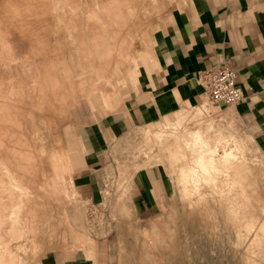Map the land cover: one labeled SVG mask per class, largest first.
Wrapping results in <instances>:
<instances>
[{
    "label": "rangeland",
    "instance_id": "rangeland-1",
    "mask_svg": "<svg viewBox=\"0 0 264 264\" xmlns=\"http://www.w3.org/2000/svg\"><path fill=\"white\" fill-rule=\"evenodd\" d=\"M118 1L123 15L114 13L115 0H0V264H40L45 253L70 248L90 258L106 253L107 264H264V147L231 106L217 108L205 98L155 126L136 127L109 154L103 209L94 212L79 195L78 132L122 104L173 3ZM95 35L106 53L93 44ZM195 131L216 147L214 167L206 177L191 164L196 175L182 185L178 169L199 149ZM151 165L166 177L168 195L146 215L128 203L135 202L130 183L138 169ZM72 203H84L70 209L83 217L81 227L68 221Z\"/></svg>",
    "mask_w": 264,
    "mask_h": 264
},
{
    "label": "crops",
    "instance_id": "crops-1",
    "mask_svg": "<svg viewBox=\"0 0 264 264\" xmlns=\"http://www.w3.org/2000/svg\"><path fill=\"white\" fill-rule=\"evenodd\" d=\"M145 54L122 104L78 132L74 180L94 212L103 209L101 180L109 154L136 127L155 126L179 110L200 105L206 98L198 78L204 69L227 66L236 71L242 97L231 107L264 147V0H173ZM158 168H139L130 183L135 202L128 205L135 212L152 215L165 202L168 184ZM83 205H69L71 225L85 223L70 210ZM104 254L102 258L97 250L90 258L87 250L58 249L45 253L40 264H107Z\"/></svg>",
    "mask_w": 264,
    "mask_h": 264
},
{
    "label": "bare ground",
    "instance_id": "bare-ground-1",
    "mask_svg": "<svg viewBox=\"0 0 264 264\" xmlns=\"http://www.w3.org/2000/svg\"><path fill=\"white\" fill-rule=\"evenodd\" d=\"M114 13L115 12H117V15L119 14H121V15H123L124 13H123V11L124 10H122L123 9V6L120 4V2L118 1V0H115V2H114ZM111 8H108L107 9V11L109 12H111ZM112 13V12H111ZM87 14H89V13H87ZM132 20V19H131ZM137 27V26H136ZM135 28V27H134ZM12 40H13V38H12ZM91 40H92V42H93V44H96V45H99L98 47V50H99V52H101V51H103V52H105L106 53V51H105V49H103V48H101V46L103 45L102 43V40H101V38L99 37V36H93L92 38H91ZM14 42H16V41H14ZM134 43H135V40L133 41ZM125 44H127L125 41H123V49L125 50V48H124V45ZM136 44V43H135ZM134 44V45H135ZM17 45V44H16ZM95 45V46H96ZM131 45V44H130ZM18 47V46H17ZM136 47V46H135ZM19 49V48H18ZM101 50V51H100ZM13 52V51H12ZM14 53V52H13ZM121 55V54H120ZM111 57H112V55H111ZM122 57V56H121ZM52 59V58H51ZM126 59V58H125ZM124 59V60H125ZM131 59V58H130ZM20 61V60H19ZM32 61V60H31ZM31 61H29V62H31ZM134 61H135V59H134ZM21 62V61H20ZM35 62V61H34ZM22 63V62H21ZM23 65H25V64H23ZM22 65V66H23ZM31 65V64H30ZM32 66V65H31ZM135 66V65H134ZM133 66V67H134ZM15 67V66H14ZM34 70H36V69H34ZM11 71V70H10ZM120 72V71H119ZM31 73V72H30ZM19 74V73H18ZM36 74H37V72H36ZM24 75V74H23ZM35 76V75H34ZM33 76V77H34ZM29 78V77H28ZM21 79V78H20ZM120 79H121V77H120ZM33 81H34V79H32ZM123 80V79H122ZM121 80V81H122ZM97 81V80H96ZM27 82V81H26ZM116 82V81H115ZM28 83V82H27ZM34 83V82H33ZM10 84H12V83H10ZM26 85V84H25ZM108 85H109V83H108ZM14 87V86H13ZM25 88V87H24ZM26 89V88H25ZM93 90H95V89H93ZM28 92V91H27ZM100 92V91H99ZM27 94V93H26ZM34 94V93H33ZM102 95V94H101ZM17 96V95H16ZM1 97V96H0ZM27 97V96H26ZM27 98H29V97H27ZM35 98V97H34ZM102 99H103V96L101 97ZM3 100V99H2ZM6 100V99H5ZM33 101V100H32ZM34 102V101H33ZM16 104V103H15ZM31 104H32V102H31ZM5 105V104H4ZM8 105V104H7ZM6 105V106H7ZM18 106V105H17ZM14 108V107H13ZM15 108H17V107H15ZM24 108V107H23ZM0 110H2V109H0ZM8 110H10V108L8 109ZM30 111V110H29ZM2 112V111H1ZM7 112V111H6ZM17 112V111H16ZM15 114V113H14ZM12 115V114H11ZM21 116V115H20ZM227 116V115H226ZM225 116V117H226ZM14 117V116H13ZM16 120V119H15ZM20 120V119H19ZM24 120V119H23ZM3 122H4V120H3ZM20 122H21V120H20ZM2 124V123H1ZM21 124V123H20ZM23 124H24V121H23ZM49 126V125H48ZM2 128V127H1ZM8 129V128H7ZM19 132V131H18ZM8 133V132H7ZM13 133V132H12ZM15 133V132H14ZM8 136V135H7ZM6 137V136H5ZM192 143H196V144H199L198 146H199V149H196V151H194V154H190V161L187 159V162H185L184 164H183V162L181 163L182 165H181V167L178 169L179 170V173H178V181L180 182V183H182V185H183V183H184V181L188 178V177H190L191 175H192V172L193 171H195V170H193V169H195V165H196V167L198 166L199 167V169L198 168H196L198 171L200 170V171H202L204 174H205V176L206 177H209L211 174H210V170H211V168L212 167H214V156H213V153H214V148H216V147H214V146H212V145H209L208 143H206V141H204V139H203V137H202V135L200 134V132L199 131H195L194 133H193V135H192ZM4 139V138H3ZM2 141H4V140H2ZM27 141V140H26ZM16 142V141H15ZM19 142V141H18ZM17 142V143H18ZM182 142H187V141H185V140H183ZM12 143V142H11ZM26 143V142H25ZM27 143H28V141H27ZM188 143V142H187ZM174 145V144H173ZM214 145V144H213ZM5 146V145H4ZM176 147H178V146H176ZM190 147V146H189ZM224 148V147H223ZM9 149V148H8ZM21 149V148H20ZM30 149V148H29ZM230 149V148H229ZM4 150V149H3ZM23 150V149H22ZM190 150H192L193 151V147L191 146L190 147ZM10 151H11V149H10ZM15 151V150H14ZM17 151H18V149H17ZM23 152V151H22ZM22 152H21V154H22ZM216 153V152H215ZM222 153H224V155H227V154H230L231 153V151H229V152H227V150H226V152H222ZM25 154V153H24ZM30 154V153H29ZM192 155V156H191ZM218 155V154H217ZM222 155V154H221ZM221 155H220V157H221ZM223 155V156H224ZM234 155V154H233ZM232 155V156H233ZM18 156V155H17ZM25 156V155H24ZM30 156V155H29ZM231 156V157H232ZM12 157L14 158L15 157V155H12ZM216 157V156H215ZM234 157V156H233ZM189 158V157H188ZM8 159V158H7ZM15 159V158H14ZM185 159V158H184ZM217 159V158H216ZM215 159V160H216ZM223 159H224V157H223ZM19 161V160H18ZM186 161V160H185ZM190 163H189V162ZM232 161V160H231ZM225 163V162H224ZM223 163V164H224ZM238 163V162H237ZM237 163H235V164H237ZM239 163H241L240 161H239ZM22 164V163H21ZM191 164L192 165H194V166H191ZM233 164V163H232ZM242 164V163H241ZM216 165H217V162H216ZM20 166V165H19ZM230 166H232V165H230ZM239 166V165H238ZM65 167V166H64ZM236 167V166H235ZM233 168V170L230 168V170H232V171H234V167H232ZM67 169V168H66ZM229 169V168H228ZM239 169L241 170V168H240V166H239ZM26 170V169H25ZM37 170V169H36ZM235 170H237L238 171V168L237 169H235ZM198 171H196V172H198ZM198 172V173H200V176H202V172ZM216 171H218V170H216ZM226 171V170H225ZM240 172H242V170L240 171ZM239 172V173H240ZM1 173V172H0ZM17 173V172H16ZM195 172H193V174H194ZM217 173V172H216ZM243 173V172H242ZM204 174H203V176H204ZM225 174L226 173H223V176H225ZM231 174V173H230ZM236 174V173H235ZM196 175V173L193 175V176H195ZM198 175V174H197ZM220 175V174H219ZM222 175V174H221ZM228 175V174H227ZM237 175V174H236ZM235 175V176H236ZM242 175V174H241ZM22 176H24V175H22ZM199 176V175H198ZM255 176V175H254ZM8 177V176H7ZM26 177V176H25ZM192 177V176H191ZM232 177V176H231ZM196 178V177H195ZM198 178V177H197ZM196 178V179H197ZM201 178V177H200ZM216 178V177H215ZM221 178V177H220ZM225 178H227V177H225ZM242 178V177H241ZM240 178V179H241ZM249 178V177H248ZM191 179V178H190ZM194 179V178H193ZM202 179V178H201ZM200 179V180H201ZM224 179V178H223ZM232 179V178H231ZM19 180V179H18ZM189 180V179H188ZM192 180V179H191ZM217 180H219V179H216V181ZM222 180V179H221ZM220 180V181H221ZM234 180H236V179H234ZM242 180V179H241ZM252 180V179H251ZM32 181V180H31ZM190 181V180H189ZM197 181H199V180H197ZM196 181V182H197ZM202 181V182H201ZM200 181V183H203V180H201ZM211 182H212V180H210ZM222 181H224V180H222ZM191 182H193V181H191ZM195 182V181H194ZM210 182V183H211ZM214 182V181H213ZM226 182V181H225ZM197 183H199V182H197ZM219 184L221 183V182H218ZM233 183H234V181H233ZM237 183V182H236ZM235 183V184H236ZM238 183H239V180H238ZM28 184V183H27ZM35 184V183H34ZM189 184H191V183H189ZM188 184V185H189ZM214 184V183H213ZM231 184V183H230ZM39 185V184H38ZM195 184H193L192 186H194ZM198 185V184H197ZM204 185V184H203ZM216 185H218V184H216ZM220 185H222V183L220 184ZM220 185H218V186H220ZM224 185V184H223ZM222 185V186H223ZM227 185H229V184H227ZM244 185V184H243ZM254 185V184H253ZM201 186H202V184H201ZM205 186V185H204ZM215 185H213L212 187H214ZM206 187H207V185H206ZM215 187H217V186H215ZM244 187H245V185H244ZM195 188H197V187H195ZM198 188H199V186H198ZM205 188V187H204ZM210 188H211V186H210ZM209 188V189H210ZM219 188V187H218ZM229 188V187H228ZM235 188V187H234ZM241 188H243V187H241ZM246 188V187H245ZM244 188V189H245ZM249 188V187H248ZM247 188V189H248ZM215 190H216V188H214ZM226 189H227V187H226ZM243 189V190H244ZM212 190V189H211ZM211 190H209V191H211ZM219 190V189H218ZM220 190H221V187H220ZM194 191H195V189H194ZM197 191V190H196ZM185 192V191H184ZM213 192V191H212ZM242 192V191H241ZM254 192V191H253ZM258 192V191H257ZM215 193V192H214ZM238 193V192H237ZM236 193V194H237ZM240 193V192H239ZM181 194H182V192H181ZM199 194V193H198ZM198 194H196L197 196H198ZM202 194H204L203 192H202ZM206 194V193H205ZM207 194H208V192H207ZM211 194V193H210ZM213 194V193H212ZM218 194V193H217ZM220 194V193H219ZM243 194V193H242ZM209 195V194H208ZM260 195V194H259ZM200 196H201V193H200ZM199 196V197H200ZM204 196V195H203ZM203 196H202V198H203ZM218 196V195H217ZM228 196V195H227ZM207 197V196H206ZM224 197V196H223ZM39 198V197H38ZM208 198V197H207ZM219 198V197H218ZM218 198H216V200H218ZM261 198V197H260ZM192 199V198H191ZM220 199H221V197H220ZM239 199V197L237 198V200ZM253 199V198H252ZM258 199V198H257ZM190 200V199H189ZM195 200V199H194ZM203 200H204V198H203ZM213 200H214V198H213ZM233 200V199H232ZM227 201V200H226ZM241 201V200H240ZM211 202V201H210ZM216 202V201H215ZM219 202V201H218ZM222 202H224V201H222ZM229 202H230V200H229ZM235 202V201H234ZM242 202V201H241ZM245 203H248V202H246V201H244ZM255 202H257V201H255ZM260 202V201H259ZM186 203H188V202H186ZM190 203V202H189ZM188 203V204H189ZM193 203V202H192ZM195 203V202H194ZM193 203V204H194ZM212 203V202H211ZM233 203V202H232ZM8 204V203H7ZM10 204V203H9ZM63 204V203H62ZM187 204V205H188ZM258 204V203H257ZM262 204H264V203H262ZM1 205V204H0ZM186 205V206H187ZM205 205V204H204ZM207 205V204H206ZM209 205V204H208ZM215 205V204H214ZM219 205V204H218ZM217 205V206H218ZM226 205V204H225ZM230 205V204H229ZM239 205V204H238ZM195 206V205H194ZM221 206V205H220ZM250 206V205H249ZM248 206V207H249ZM23 207V206H22ZM207 207V206H206ZM232 207V206H231ZM4 208V207H3ZM15 208V207H14ZM208 208H210V207H208ZM230 208V207H229ZM245 208H246V205H245ZM1 209V208H0ZM6 209H8V208H6ZM195 209V208H194ZM193 209V210H194ZM211 209V208H210ZM213 209V208H212ZM263 209V208H262ZM2 210V209H1ZM4 210V209H3ZM230 210H231V208H230ZM248 210V209H247ZM7 211V210H6ZM5 211V212H6ZM12 211V210H11ZM196 211V210H195ZM214 211V210H213ZM225 211V210H224ZM264 211V210H263ZM4 212V213H5ZM7 212H9V211H7ZM211 212H212V210H211ZM217 212H218V210H217ZM260 212H261V209H260ZM242 213V212H241ZM216 214V213H215ZM226 214V213H225ZM224 214V215H225ZM235 214V213H234ZM9 215V214H8ZM11 215V214H10ZM212 216L214 215V214H211ZM3 217H4V215H2ZM39 216V215H38ZM211 216V217H212ZM249 216V215H248ZM0 217H1V215H0ZM214 217V216H213ZM227 218L228 217H230V216H228V214H227V216H226ZM220 218V217H219ZM7 219V218H6ZM233 219V218H232ZM237 219H238V217H237ZM246 219V218H245ZM4 220H5V218H4ZM226 220V219H225ZM231 220V219H230ZM230 220H229V223H230ZM235 220V219H234ZM0 221H1V219H0ZM191 221V220H190ZM196 221V220H195ZM216 221V220H215ZM251 221V220H250ZM7 223V222H6ZM152 226L154 227V222L152 221ZM260 223V222H259ZM1 224V223H0ZM251 224V223H250ZM253 225V224H252ZM214 226V225H213ZM224 226V225H223ZM244 226H246L245 225V223H244ZM17 227V226H16ZM192 227V229H193V231H195V233H196V229H195V227L192 225L191 226ZM216 226H214V228H215ZM218 227V226H217ZM236 227V226H235ZM240 227V225L238 226V228ZM242 227H243V225H242ZM251 227V226H250ZM13 228V227H12ZM157 228V227H156ZM11 229V228H10ZM16 229V228H15ZM203 229V228H202ZM216 229V228H215ZM214 229V230H215ZM262 229V228H261ZM4 230V229H3ZM6 230H8V228H6ZM18 230V229H17ZM156 230H158V229H156ZM155 230V231H156ZM227 230V229H226ZM225 230V231H226ZM205 231V230H204ZM218 231V230H217ZM216 231V232H217ZM263 231H264V229H263ZM9 232H11V230L9 231ZM228 232V231H227ZM244 232H245V230H244ZM247 232V231H246ZM13 233V232H12ZM229 233V232H228ZM263 233V232H262ZM9 234V233H8ZM162 234V233H161ZM201 234V233H200ZM218 233H214V237H215V235H217ZM219 235V234H218ZM218 235L216 236L217 238H218ZM3 236V235H2ZM5 236H6V234H5ZM165 236V235H164ZM201 236H202V234H201ZM17 237V236H16ZM167 237V236H166ZM216 237H215V239H216ZM9 238V237H8ZM219 238H221V240H222V237H220V235H219ZM226 239H228L227 237H225ZM208 239V238H207ZM239 239V238H238ZM219 240V239H218ZM227 241V240H226ZM5 242V241H4ZM9 242V241H8ZM166 242V241H165ZM205 242V241H204ZM240 242V241H239ZM193 243V242H192ZM212 243V242H211ZM220 243H222V242H220ZM6 245V244H5ZM38 246V245H37ZM222 246H223V244H222ZM195 247V246H194ZM212 247V246H211ZM212 249V248H211ZM6 250V249H5ZM120 250V249H119ZM197 251V250H196ZM208 251L211 253L212 251L211 250H209V247H208ZM220 251H221V249H220ZM222 252V251H221ZM7 253V252H6ZM171 253V252H170ZM213 253V252H212ZM7 254H9V253H7ZM196 254H197V252H196ZM2 255V254H1ZM5 255V254H4ZM170 255V254H169ZM200 255V254H199ZM212 255V254H211ZM216 255V254H215ZM10 255H8V257H9ZM188 256V255H187ZM203 257V256H202ZM205 257V256H204ZM4 258V257H3ZM11 258V257H10ZM20 258V257H19ZM9 259V258H8ZM14 259V258H13ZM217 259V258H216ZM3 260V259H2ZM206 260V259H205ZM9 261V260H8ZM219 261H220V259H219ZM6 262V261H5ZM20 262H21V260H20ZM226 262V261H225ZM7 263V262H6ZM22 263V262H21ZM207 263V262H206ZM3 264H5V263H3ZM194 264H196V263H194ZM216 264V263H215Z\"/></svg>",
    "mask_w": 264,
    "mask_h": 264
},
{
    "label": "built area",
    "instance_id": "built-area-1",
    "mask_svg": "<svg viewBox=\"0 0 264 264\" xmlns=\"http://www.w3.org/2000/svg\"><path fill=\"white\" fill-rule=\"evenodd\" d=\"M206 98L215 107L234 106L242 97L237 73L230 67L204 69L199 73Z\"/></svg>",
    "mask_w": 264,
    "mask_h": 264
}]
</instances>
